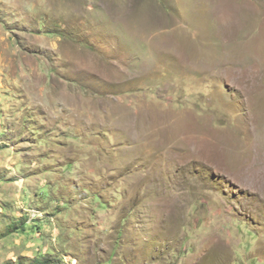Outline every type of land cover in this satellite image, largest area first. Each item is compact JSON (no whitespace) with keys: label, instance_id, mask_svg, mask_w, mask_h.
<instances>
[{"label":"rangeland","instance_id":"rangeland-1","mask_svg":"<svg viewBox=\"0 0 264 264\" xmlns=\"http://www.w3.org/2000/svg\"><path fill=\"white\" fill-rule=\"evenodd\" d=\"M262 18L0 0V264H264Z\"/></svg>","mask_w":264,"mask_h":264},{"label":"bare ground","instance_id":"bare-ground-1","mask_svg":"<svg viewBox=\"0 0 264 264\" xmlns=\"http://www.w3.org/2000/svg\"><path fill=\"white\" fill-rule=\"evenodd\" d=\"M231 4V3H230ZM232 5V4H231ZM235 5V4H234ZM233 6V5H232ZM227 7V6H226ZM237 8V7H236ZM245 9V8H244ZM247 9L249 10L248 12L249 13H251L250 11H252V9H251V7L249 6V7H247ZM241 10V9H240ZM226 13L227 14V17L231 20V16L233 15V14H238L239 13V9L238 10H235V9H231V8H229V7H227L226 8V11H225V9H222V11H221V14H223V13ZM246 13V12H245ZM256 13V12H255ZM249 15V14H248ZM257 15V14H256ZM252 16V15H251ZM254 17H255V14H254ZM256 17H258V16H256ZM249 19H255V18H253V16H252V18H249ZM259 19H261L260 17H259ZM256 20H258L257 18H256ZM215 21H217V20H215ZM243 21V20H242ZM247 21V20H246ZM255 21V20H254ZM220 22V21H219ZM248 22V21H247ZM221 23V22H220ZM251 24H253L252 22H250ZM255 23H257V21L255 22ZM248 24V23H247ZM261 24L263 25V29H264V19L262 18V21H261ZM258 26V25H257ZM247 27V26H246ZM259 27H260V25H259ZM250 28H253L252 27V25H251V27ZM256 28V27H255ZM246 29H249V27L248 28H246ZM245 28H244V30H246ZM259 29V28H258ZM250 31H251V29H249ZM256 30V29H255ZM247 32V31H246ZM252 32V31H251ZM263 38V37H262ZM220 65V64H219ZM249 107V106H248ZM251 107V106H250ZM251 120H248V122L250 123V124H252L253 125V127H254V129L255 130H257V125H258V123H260V121H261V119H262V115H260V114H255V115H253V117L252 118H250ZM261 124V123H260ZM198 125V124H197ZM221 132V131H220ZM216 133H214V132H212V131H210L209 130V128H204V127H195V133H194V135L193 136H191L190 138H186V141L185 142H187V143H189V144H191L192 146L191 147H196V148H198V149H202V150H204V151H206V152H208V153H210V154H212L213 155V152L215 153V152H219V150L221 149V147L223 146V140H222V138H221V140L220 139H218L217 137H216V135H215ZM236 143V141H234V139H233V141L232 140H230L229 142H228V140H227V145L224 147L225 149H227V148H230V144L231 145H233V144H235ZM186 146V145H185ZM189 148V147H188ZM224 148H222V149H224ZM261 148H264V144H262L261 145ZM190 149V153H195V152H193L192 150H191V148H189ZM205 152V153H206ZM203 155L201 154L200 156H198V158H200V157H202ZM187 161H188V159H187Z\"/></svg>","mask_w":264,"mask_h":264}]
</instances>
